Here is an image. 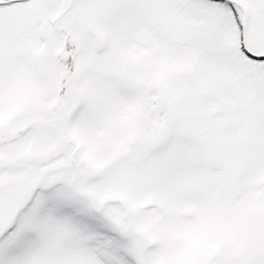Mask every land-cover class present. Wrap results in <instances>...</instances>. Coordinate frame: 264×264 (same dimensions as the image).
Wrapping results in <instances>:
<instances>
[{"label":"snow or ice","instance_id":"6c2138e0","mask_svg":"<svg viewBox=\"0 0 264 264\" xmlns=\"http://www.w3.org/2000/svg\"><path fill=\"white\" fill-rule=\"evenodd\" d=\"M0 264H264V0H0Z\"/></svg>","mask_w":264,"mask_h":264}]
</instances>
